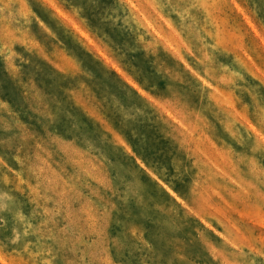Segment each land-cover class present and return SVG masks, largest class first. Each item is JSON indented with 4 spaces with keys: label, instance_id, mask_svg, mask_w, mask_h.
Listing matches in <instances>:
<instances>
[{
    "label": "rangeland",
    "instance_id": "rangeland-1",
    "mask_svg": "<svg viewBox=\"0 0 264 264\" xmlns=\"http://www.w3.org/2000/svg\"><path fill=\"white\" fill-rule=\"evenodd\" d=\"M165 1L188 31L186 11L258 31L238 0ZM69 18L53 0H0V264H264L263 144L245 133L239 152L211 154L220 169L144 153L161 188L98 125L109 70Z\"/></svg>",
    "mask_w": 264,
    "mask_h": 264
},
{
    "label": "crops",
    "instance_id": "crops-1",
    "mask_svg": "<svg viewBox=\"0 0 264 264\" xmlns=\"http://www.w3.org/2000/svg\"><path fill=\"white\" fill-rule=\"evenodd\" d=\"M53 1L109 70L98 120L149 173L160 177L144 153L184 160L185 168L196 154L220 169L211 154L239 152L245 133L264 146V125L251 111L264 82L249 73L252 58L261 65L256 50L264 51V0H238L258 31L242 15L246 32L237 34L186 11L188 31L165 0Z\"/></svg>",
    "mask_w": 264,
    "mask_h": 264
},
{
    "label": "trees",
    "instance_id": "trees-1",
    "mask_svg": "<svg viewBox=\"0 0 264 264\" xmlns=\"http://www.w3.org/2000/svg\"><path fill=\"white\" fill-rule=\"evenodd\" d=\"M100 107H101V106H99V104H98V109H100ZM105 107H107V106H105ZM102 109H103V106H102L101 110H102ZM104 109H105V108H104ZM95 119H96L98 125L101 126V122L98 120V118H95ZM115 141L118 143L117 140H115ZM121 148L123 149V151H125V153H127V155H129V157H130L131 159H133V161L135 162L136 166H137V167H138L143 173L147 174L149 178H151L155 183H157L161 188H163V187L158 183V181H157L155 178H153V176H151V174H150V173H149L144 167H142L140 163L137 162L136 158H135L133 155H131L129 152L126 151V149L124 148V146H122V144H121ZM142 156L144 157V159H146V161H148L147 156H145L144 154H142ZM154 171H156L159 175H161L160 172H159V170H157L156 167H154ZM174 188L177 190L176 187H174ZM163 189H164V188H163ZM177 191H178V190H177Z\"/></svg>",
    "mask_w": 264,
    "mask_h": 264
}]
</instances>
